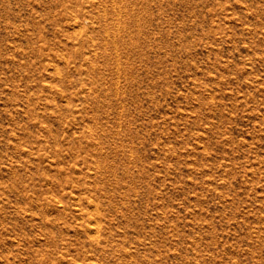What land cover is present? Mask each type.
I'll use <instances>...</instances> for the list:
<instances>
[{
  "label": "rangeland",
  "instance_id": "rangeland-1",
  "mask_svg": "<svg viewBox=\"0 0 264 264\" xmlns=\"http://www.w3.org/2000/svg\"><path fill=\"white\" fill-rule=\"evenodd\" d=\"M0 264H264V0H0Z\"/></svg>",
  "mask_w": 264,
  "mask_h": 264
}]
</instances>
